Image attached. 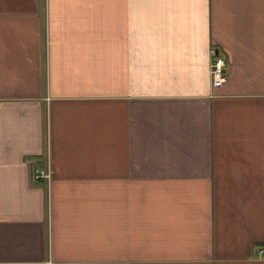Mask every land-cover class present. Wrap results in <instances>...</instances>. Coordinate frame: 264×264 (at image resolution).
Returning <instances> with one entry per match:
<instances>
[{"label": "crops", "instance_id": "crops-1", "mask_svg": "<svg viewBox=\"0 0 264 264\" xmlns=\"http://www.w3.org/2000/svg\"><path fill=\"white\" fill-rule=\"evenodd\" d=\"M260 249L264 0H0V264Z\"/></svg>", "mask_w": 264, "mask_h": 264}, {"label": "built area", "instance_id": "built-area-1", "mask_svg": "<svg viewBox=\"0 0 264 264\" xmlns=\"http://www.w3.org/2000/svg\"><path fill=\"white\" fill-rule=\"evenodd\" d=\"M212 86L215 88L221 87L227 81V62L224 57L219 56L216 52H213V57L210 65ZM36 179L44 178L51 179V170L49 165L46 169L38 171ZM259 254H264V249L259 250Z\"/></svg>", "mask_w": 264, "mask_h": 264}, {"label": "rangeland", "instance_id": "rangeland-1", "mask_svg": "<svg viewBox=\"0 0 264 264\" xmlns=\"http://www.w3.org/2000/svg\"><path fill=\"white\" fill-rule=\"evenodd\" d=\"M214 52V51H213ZM227 67H228V65H227ZM228 78V77H227ZM226 83V82H225ZM50 167V166H49ZM50 170H51V167H50ZM51 174H52V171H51Z\"/></svg>", "mask_w": 264, "mask_h": 264}]
</instances>
